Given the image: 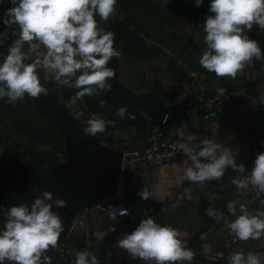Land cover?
<instances>
[{
    "label": "clouds",
    "instance_id": "9594fccd",
    "mask_svg": "<svg viewBox=\"0 0 264 264\" xmlns=\"http://www.w3.org/2000/svg\"><path fill=\"white\" fill-rule=\"evenodd\" d=\"M3 24L6 28L17 26L18 38L8 47L0 62V100L15 105L28 96L38 99L48 96L49 89L41 83L40 70L59 85L79 89L75 100L93 97L110 91L109 83L115 72L108 65L113 58L122 55L115 47V33L101 27L96 17L107 22L116 15L117 0H10ZM197 7L203 0H194ZM208 15L203 23V43L206 49L199 64L218 78L235 79L253 61L264 66V52L260 43L250 39L249 32L258 26L264 30V0H211ZM9 39V33L0 32V45ZM28 45L29 51L24 50ZM43 48V51L37 50ZM37 53L35 58L29 53ZM223 95L226 90H217ZM264 100V97H262ZM106 101L101 100L104 107ZM116 116L135 120L133 113L120 107ZM167 117L165 116V120ZM106 121L99 113L87 120L82 130L86 136L96 137L105 132ZM129 131L135 134V126ZM128 132H125L127 135ZM188 143L180 148L191 164L184 169V176L191 183L221 180L225 171L244 173V164H237L228 148L214 139L205 138L199 145L195 135L187 137ZM199 148V151H195ZM238 190L251 189L259 199L261 209L249 211L241 203L237 215L236 201L227 203L228 212L235 217L229 221L223 212L208 207L206 214L215 221H224L231 235L240 242L259 240L264 237V152L259 153L254 167L243 178H231ZM143 200L153 197L148 187L137 193ZM66 208L64 199L56 198L51 191H43L31 206H0L5 223L0 227V264H51L46 253L58 246L64 231L61 215L53 211ZM114 218V217H113ZM133 260L144 264H185L194 260L195 253L182 238L181 232L171 224L161 225L151 216L141 219L138 227L125 233L116 243ZM75 264H100L98 256L91 251H78ZM228 264H264L259 253L243 250L230 254Z\"/></svg>",
    "mask_w": 264,
    "mask_h": 264
},
{
    "label": "crops",
    "instance_id": "0c3cea01",
    "mask_svg": "<svg viewBox=\"0 0 264 264\" xmlns=\"http://www.w3.org/2000/svg\"><path fill=\"white\" fill-rule=\"evenodd\" d=\"M208 1L210 6L211 0ZM193 2L194 0L185 2L182 9L175 8L168 14L167 28H163V31L173 36L166 41L159 37L160 42L165 45L163 54L132 63L121 59L120 71L129 65L138 68L137 75L129 81L133 86L131 89L137 93H152L160 99L163 106L161 118L169 114L165 125L169 139H179L186 144L187 137L195 135L197 140L192 141V145H199L205 138L214 139L221 145V150L230 149L236 157V163L244 164L247 171L251 161L264 152V66L254 60L235 79L218 78L201 67L199 58L206 49L203 43V23L212 13L209 6L205 7V0L201 6L194 8ZM248 34L250 39L260 43L264 52V30L254 26ZM189 42L192 44L187 45ZM24 50L29 51L28 45L24 46ZM41 51L43 48L37 50ZM30 53L35 58L37 53ZM193 71H201L203 77H194ZM40 78L41 83L55 85L52 78L46 77L42 70ZM216 85L224 87L228 92L226 109L223 113L204 115L194 105L201 94ZM57 88L60 96L61 89ZM74 97L65 101L61 97L60 99L84 124L88 116L81 102ZM106 135L112 138L110 142L104 143L115 148H121L123 140L128 138L112 129ZM98 136L101 138V134ZM148 136L149 134L136 139L134 143H145ZM194 150L199 151V148ZM4 151L5 149L0 148V154L6 156ZM190 164L191 161L184 152L165 166L143 169L125 163L119 195L128 200L131 214L111 218L96 207L82 209L73 219L72 237L75 241H81L83 247L91 249L100 261L105 248L112 244L120 259L126 263L144 264L142 260L131 259L125 250L115 245L125 233H131L138 227L141 219L151 216L157 223L171 224L181 232L182 238L195 253L191 264H228L230 254L239 250L259 253L264 258V237L259 240L238 241L234 249H228L226 243L231 238L229 229L224 221L217 222L205 212L206 208L212 207L222 211L225 219L231 221L235 217L227 210L229 201H236L239 215L241 203L250 212L261 209L259 199L256 196H244L232 184L225 189L219 180L203 184L189 182L184 176V169ZM241 174L243 173L228 168L224 176L231 181V178H238ZM144 187H148L153 193V197L146 201L137 194ZM261 198H264V194ZM55 253L50 255L51 264H65Z\"/></svg>",
    "mask_w": 264,
    "mask_h": 264
},
{
    "label": "trees",
    "instance_id": "16d2710c",
    "mask_svg": "<svg viewBox=\"0 0 264 264\" xmlns=\"http://www.w3.org/2000/svg\"><path fill=\"white\" fill-rule=\"evenodd\" d=\"M190 1L192 0H117L116 12H119L122 17L115 15L107 22L100 20L98 16L96 19L101 27L115 33V47L118 49L119 46H122L124 59L126 62L132 63L137 60L154 58L164 53V49L161 47V39L157 41L151 38L154 35L150 31L157 34L161 31V29L155 31L149 27L151 20L152 22L157 20L160 12L170 14L175 8L182 9L185 6L184 3ZM194 6L197 7L193 2V8ZM208 6L209 1L205 0V7ZM9 7H11L10 0H0V32L7 30L9 33V39L0 45V49L6 52H8L9 45L18 36L17 26L6 28L3 24L4 13ZM188 44L192 43L189 42ZM108 66L115 72L114 78L109 81L112 85L111 90L98 93L93 97L85 96L79 100L83 110L88 119L93 114L99 113L106 121L113 122L106 124V130L101 133V138L112 129L133 140L142 139L150 134L153 125L162 120V103L156 95L148 92L137 93L129 87L128 83L122 81L120 59L113 58ZM55 85L61 89L62 101L74 97L75 93L79 91L76 88L56 83ZM101 100L106 101L104 107L100 106ZM120 107H126L127 112L135 114L136 119H128L127 115L124 119L116 116L115 113ZM4 110L12 115L13 128L25 136L27 140L32 143L51 146L49 151L38 153L37 160H31V163L44 171H48L51 170L53 164L65 158L66 148L60 131L38 114L33 98L29 97L17 101L15 105L7 103L6 99H2L0 100V113ZM25 110L27 112L22 113ZM84 125L87 126V122H84ZM133 126L136 129L135 134L129 131ZM164 129L167 132L166 126ZM126 131L128 132L127 135H125ZM21 203L26 202L0 186V206L8 208L18 206ZM71 240L75 241L73 237ZM55 254L59 256L58 252Z\"/></svg>",
    "mask_w": 264,
    "mask_h": 264
},
{
    "label": "water",
    "instance_id": "95a60500",
    "mask_svg": "<svg viewBox=\"0 0 264 264\" xmlns=\"http://www.w3.org/2000/svg\"><path fill=\"white\" fill-rule=\"evenodd\" d=\"M138 73L135 65L122 69V81L128 83ZM49 89V95L34 99L40 116L56 127L65 143V158L44 171L33 163L9 159L0 154V186L22 198L29 206L43 191H51L54 199H64L66 208L53 211L61 215L64 231L58 246L46 254L57 252L67 240L73 226V219L80 210L95 207L97 204L119 194V186L124 168L123 149L105 144L97 135L86 136L82 120L74 115L59 96V89L53 84L42 83ZM219 183L229 188V177L223 176ZM83 247L81 241H76Z\"/></svg>",
    "mask_w": 264,
    "mask_h": 264
},
{
    "label": "built area",
    "instance_id": "2783aa9c",
    "mask_svg": "<svg viewBox=\"0 0 264 264\" xmlns=\"http://www.w3.org/2000/svg\"><path fill=\"white\" fill-rule=\"evenodd\" d=\"M28 52V50H25ZM7 54L6 51L0 49V62H2L3 57ZM30 56L31 53H29ZM33 57V56H32ZM194 77H203V74L199 71L192 72ZM264 75V70H263ZM225 89L220 85H216L208 90H206L195 103V108L197 111L204 115H212L216 113H223L226 109V99L228 92L226 91L221 95L217 90ZM226 90V89H225ZM165 116L167 119L165 120ZM162 120L156 123L148 136L145 143L135 144L134 140L131 138H125L121 145L123 149L124 164L130 163L139 168H149L157 166L169 165L176 160V158L183 152L180 148L181 144H185L179 139H169L167 132L164 127L167 124L169 114H166ZM111 124L113 123L110 121ZM254 161H251L247 171L238 178H243L247 176L248 171L254 167ZM244 196L253 197L256 193L249 190H240ZM96 208L106 212L111 218H118L122 216H127L131 214V209L128 200L125 197L118 196L105 200L95 206ZM72 230V229H71ZM231 235V234H230ZM72 234L70 233L67 240L62 244L61 248L57 251L59 257L65 262V264H75V257L78 251L88 250V247H78L75 241L71 240ZM238 240L235 239L233 235L229 241H227L226 246L228 249H234L237 245ZM92 252V251H91ZM100 264H128L116 253L114 246L109 244L103 254V258Z\"/></svg>",
    "mask_w": 264,
    "mask_h": 264
},
{
    "label": "rangeland",
    "instance_id": "374dc122",
    "mask_svg": "<svg viewBox=\"0 0 264 264\" xmlns=\"http://www.w3.org/2000/svg\"><path fill=\"white\" fill-rule=\"evenodd\" d=\"M119 14H120L119 12L118 13L116 12V15H119ZM120 17H122V16H120ZM168 17H169L168 12H164V13L160 12L157 20H153L154 22H152V20H151V23L149 25V27L151 29H154L155 31L162 29L160 31V33H158L159 35L157 33H154L153 31H150L154 35L151 38L159 41L160 38H157V37H162L163 40L166 41V39H170L173 36V34L171 35L167 31H163L164 30L163 28H165V27L167 28L166 24L169 20ZM144 28L146 29V27H144ZM163 46L165 47L164 44L161 45V47H163ZM118 49H119V51H121V53L123 52L122 46H119ZM119 59H120V61H121V59H124L123 53ZM128 85L130 88L133 87L130 84V82H128ZM26 98H29V97L25 96V98L23 100H25ZM26 112H27V110H25V112H22V113L25 114ZM12 119H13L12 115L9 112H7V110H4V111H2V113H0V124H1L0 125V148L5 149L4 152L6 153V156H10V158L15 157V158L19 159L20 161L26 163V162H30L31 160H37L36 158L38 156V153L49 151V149L51 148L50 145H46V144H42V143H32L29 140H27V138L25 136L18 133L13 128ZM110 138H112V137H110L108 135H105V136L103 135L101 139L103 142H110L109 141ZM4 223H5V218L3 216L2 211H0V227H2ZM6 264H7V262H6Z\"/></svg>",
    "mask_w": 264,
    "mask_h": 264
}]
</instances>
